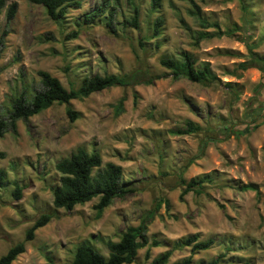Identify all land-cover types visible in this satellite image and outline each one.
<instances>
[{"label": "rangeland", "instance_id": "1", "mask_svg": "<svg viewBox=\"0 0 264 264\" xmlns=\"http://www.w3.org/2000/svg\"><path fill=\"white\" fill-rule=\"evenodd\" d=\"M76 1L78 7L66 8L54 23L29 0H6V5L16 3V11L7 24L4 9L0 11V33L8 31L0 53V119L6 120L9 100L20 91L21 75L25 83L36 82V72L45 71L67 90L83 77L128 73L143 59L149 74L161 78L149 86L113 87L72 100L69 108L78 115L74 121L65 115V105L53 104L27 122L17 121L14 133L3 134L0 256L43 213L54 217L34 231L10 264H67L80 243L106 256L105 242L117 241L126 227L136 226L160 198L168 201V209L160 205L146 235L164 246L149 249L147 260L145 248L138 250L133 264H149L169 242L189 235L215 239L211 248L192 255L194 263L222 254L219 264H264V71L237 67L249 59L244 41L255 45L253 52L264 60V0H192L201 17L217 28H200L186 13L185 0H161L154 14L148 11V0H134L138 29L121 26L130 7L126 0H116L114 33L105 27V17L91 25L81 23L102 0ZM157 16L163 21L161 34L149 39ZM178 17L190 32L179 26ZM233 26L237 31L229 36L197 43L192 38ZM72 32L76 37L66 39ZM139 39L145 42V53L137 46ZM180 51L192 55L196 64L207 62L217 81L172 80L157 60ZM121 96L123 112L114 116L111 106ZM187 120L199 131L169 133L182 129ZM77 147L97 152L102 163L120 166L122 183L131 189L99 218L93 210L96 199L70 211L52 207L50 190L59 178L53 165ZM179 174L184 181L206 175L211 183L179 199ZM13 182L23 187L19 200L11 196ZM245 184L255 191H240ZM188 254V248L175 250L167 264Z\"/></svg>", "mask_w": 264, "mask_h": 264}, {"label": "trees", "instance_id": "2", "mask_svg": "<svg viewBox=\"0 0 264 264\" xmlns=\"http://www.w3.org/2000/svg\"><path fill=\"white\" fill-rule=\"evenodd\" d=\"M32 4L39 5L43 8L45 15L54 23H59L65 14L66 8L78 7L76 0H29ZM189 8L186 13L195 19L200 28L213 27L216 24H208L200 15L199 8L192 0H185ZM130 7L127 17L121 21V26L138 29V7L134 0H126ZM161 0H148V11L150 14L157 13L160 8ZM116 0H102V2L90 12L82 16L81 23L91 25L101 17H105L104 25L110 33H114V24L116 16ZM4 9L5 24L14 16L16 3L12 2L6 5V0H0V11ZM179 26L190 32L184 20L178 17ZM163 25L162 19L157 16L153 19L150 27L149 39H155L160 36ZM237 28L233 26L231 30H216L214 33L198 32L193 36L194 43L211 37L232 35ZM8 34L6 29L0 33V53L4 46V38ZM76 34L72 32L66 39L75 38ZM245 47L248 54V61L241 62L237 65L240 70L256 68L264 71V60L253 52L255 45L247 44ZM142 53L146 52L145 42L139 39L137 42ZM158 48V43L154 44V49ZM138 59V58H137ZM158 65L167 70L172 80L185 79L192 83L209 84L217 81V78L209 69L207 62L196 64V60L187 52L180 51L176 56H161L157 60ZM37 81L25 83L22 75L20 78V91L17 95L9 100V109L6 120L0 119V138L6 131L15 132L16 122H27L29 118L46 110L53 104L65 105V115L69 121L77 118V113L69 108V102L72 100H81L91 94L100 92L113 87L122 89L132 88L138 85L149 86L161 76L150 75L147 71L143 59H138V67L132 71L122 74H95L91 77H83L77 87L69 86L64 89L59 81L50 76L45 71L36 72ZM135 94L132 98L135 99ZM124 96H121L114 105V116L123 112ZM199 126L191 121H185L182 129L169 130L172 135H189L199 131ZM3 154L0 153V159ZM54 171L58 174V183L51 188L52 207L54 210L70 211L75 206L82 205L96 199L93 205L95 218H99L102 211L108 207L115 198H123L131 189H126L122 183V169L120 166L106 162L102 163L100 155L97 152L87 153L83 148L77 147L67 157L61 158L53 165ZM94 171V172H93ZM179 184L183 187L179 194V199L188 192L199 193L205 184L211 183V179L204 175L199 178H191L184 181L181 174L178 176ZM5 182V171L0 169V188ZM13 188L11 196L14 200L21 198L23 187L12 183ZM240 191H255L251 184H245L238 187ZM163 204L165 210L168 209V201L158 198L152 209L142 215L136 226H128L120 232L118 240L112 242L107 240L105 248L107 255H101L93 246L87 243L78 244L72 252L71 259L67 264H133L138 250L145 248L143 255L144 260L149 257V249L164 246L155 239H150L146 235L147 226L153 219L160 205ZM54 217V214L43 213L37 216L32 225L24 231L23 238L20 242L11 245L6 252L0 256V264H10L18 255L24 251V244L33 239L34 231L43 227ZM176 219L175 216H168ZM170 247L162 251L150 260L149 264H167L169 257L175 250L188 248V256L171 264H219L222 254L211 258L204 263H194L192 255L197 252L206 251L211 248L215 239L209 237L199 240L197 235H189L178 240L169 242Z\"/></svg>", "mask_w": 264, "mask_h": 264}]
</instances>
